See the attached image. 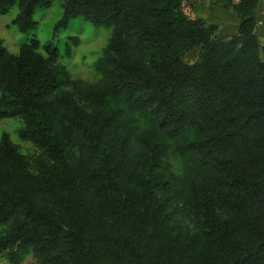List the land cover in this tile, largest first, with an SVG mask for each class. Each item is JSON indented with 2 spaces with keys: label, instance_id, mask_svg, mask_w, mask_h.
I'll use <instances>...</instances> for the list:
<instances>
[{
  "label": "trees",
  "instance_id": "obj_1",
  "mask_svg": "<svg viewBox=\"0 0 264 264\" xmlns=\"http://www.w3.org/2000/svg\"><path fill=\"white\" fill-rule=\"evenodd\" d=\"M53 0H0L28 35ZM67 27L110 29L98 79L73 80L52 43L0 38V255L11 264H264V42L259 0H211L230 38L185 0H60ZM65 56L79 40L70 38ZM42 49L44 55L39 50ZM197 49L193 63L184 56ZM182 161L175 175L168 158ZM189 217L192 230L185 224Z\"/></svg>",
  "mask_w": 264,
  "mask_h": 264
},
{
  "label": "rangeland",
  "instance_id": "obj_2",
  "mask_svg": "<svg viewBox=\"0 0 264 264\" xmlns=\"http://www.w3.org/2000/svg\"><path fill=\"white\" fill-rule=\"evenodd\" d=\"M237 1V0H234ZM183 11L191 19L201 18L206 24L216 27L215 37L230 38L235 34L237 25L236 18L231 12L224 10L220 6L212 3L211 0H185ZM17 13L14 6L5 16H0V38L4 46L10 53H17L21 44L29 38H36L40 45L52 43L59 51L58 63L63 66L73 80L93 83L98 79L94 70V63L100 57L102 49L110 38V29L95 28L82 18L71 20L67 27H57L62 18V8L60 0H53L50 7L37 9L33 19L36 22L35 30L24 35L18 32L16 27L11 24L12 19ZM258 20V39L264 42V0H259L257 10ZM77 38V46H71V56H65V45L70 43V38ZM39 52L44 55L42 49ZM198 56L195 49L184 56V61L193 63ZM22 123L19 119L0 120V134L5 132L11 141L16 144L21 154L25 156L38 155L40 152L29 142L19 140L17 134ZM171 171L179 177L185 174L182 161L174 156L168 158ZM184 224L192 230V222L189 217L184 219ZM5 227L0 226V234ZM0 264H11L5 255H0ZM17 264H39L31 254H25Z\"/></svg>",
  "mask_w": 264,
  "mask_h": 264
}]
</instances>
